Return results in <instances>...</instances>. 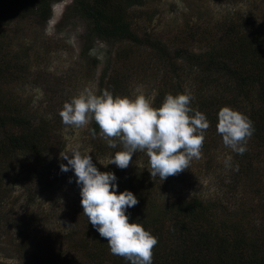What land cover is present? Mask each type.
<instances>
[{"label":"rangeland","instance_id":"374dc122","mask_svg":"<svg viewBox=\"0 0 264 264\" xmlns=\"http://www.w3.org/2000/svg\"><path fill=\"white\" fill-rule=\"evenodd\" d=\"M51 7V16L45 21L37 14H30L10 17L0 25V67L5 74L11 73V78L0 80L1 94L26 115L51 121V137L42 154L50 161L47 171L39 167L28 170L32 162L23 153L16 156L15 165L2 171L7 193L0 201V264H23L21 251L29 264H35L26 251L32 250L34 256L46 259L48 253L60 249L62 242L70 243V238L78 240L86 236L80 231L81 186L76 183L72 169L61 171L60 164L67 163L60 158L61 151L81 145V151L89 152L102 172L128 170L129 173L134 168L149 171V157L139 151L133 153L126 169L115 164L105 166L122 150V145L118 143L116 148H110L100 129L94 130V136L93 122L84 128L64 125L59 116L64 102L85 88L99 94L105 75L108 83L114 73L116 84L117 80L121 85L129 84L126 92L122 90L118 95L143 94L153 103L163 81V62L152 44L157 42L179 62L181 76L174 80L180 88L176 94L181 89L190 91L192 103L198 106L205 98L210 100V89L223 76L217 71L201 73L198 65L191 68L184 59L216 44L225 49L228 40L221 42L219 37L231 22L249 18L259 29H264V0H143L142 5L130 8L134 32L142 39L149 38L137 47L130 39L119 42L94 34L90 21L76 11L74 0H55ZM178 49H183L180 57L176 53ZM259 56L263 61L264 50ZM120 72L125 81H121ZM210 81L207 88L205 84ZM209 132L205 135L201 158L193 159L188 169L175 175L174 182L159 178L157 183L154 177L156 196L165 200L192 196L216 200L223 206L218 212L223 209L228 217L242 220V226L249 229V238L264 236V205H256L257 200L264 204V176L259 182L243 180L232 173L235 152L223 144L221 135L212 136ZM259 187L262 192L256 194ZM248 210L249 215L245 216L243 212ZM35 226L42 231L38 235L49 233L54 242L39 241L38 235H34ZM34 244L38 247H33ZM72 259L79 260L75 256Z\"/></svg>","mask_w":264,"mask_h":264},{"label":"trees","instance_id":"16d2710c","mask_svg":"<svg viewBox=\"0 0 264 264\" xmlns=\"http://www.w3.org/2000/svg\"><path fill=\"white\" fill-rule=\"evenodd\" d=\"M0 0V25L10 17H21L37 14L42 21L52 13V2L55 0ZM76 11L88 19L94 34L107 40H132L134 46L141 47L149 38L142 39L133 28V17L130 8L142 5L143 0H74ZM264 29L249 18L226 25V30L219 37L221 42L228 40L224 49L216 44L207 51L189 54L184 59L191 66L198 65L200 72H221L223 79L210 89L211 98L200 102L198 106L191 102L192 108L202 111L210 121V135L217 134L218 111L222 106H231L250 117L254 124V133L247 143V151L240 155L234 153L235 163L232 173L240 178L261 182L264 176V60L260 53L264 50ZM155 52L163 62L162 87H158L153 106L159 107L166 94H176L180 85L175 78H180L178 60L171 58L168 51L159 43H152ZM130 49V48H128ZM138 52V51H137ZM180 57L183 49L176 51ZM181 53V54H180ZM121 74V81L126 78ZM107 75V74H106ZM101 84L102 91L107 89L118 95L126 92L128 85L115 82V75L109 82ZM11 78V73L0 67V80ZM124 77V78H123ZM165 78V79H164ZM204 79V78H202ZM207 88L211 81L205 84ZM221 85V86H220ZM222 87V90L219 88ZM224 91H228L225 95ZM181 92L182 91L181 89ZM179 92V93H181ZM100 93H102L100 91ZM99 93V94H100ZM13 101H7L0 92V201L7 193L4 187L3 169L15 165L19 153L31 159L32 166L28 170L42 169L47 171L50 161L42 154L51 135V121L45 117L26 115ZM26 109V108H25ZM92 130L99 126L93 121ZM207 132L205 135H207ZM30 167V168H29ZM117 180V192L131 191L138 199V204L127 209L130 222L141 224L146 230L158 238L153 249L152 264H264V236L249 238V229L242 226V220H234L223 213L222 206L216 200L204 199L201 196L191 198L173 197L161 199L156 196L155 179L149 171L134 168L118 172L114 171ZM31 175V173H30ZM238 178V179H240ZM154 180V181H153ZM175 175L169 176L167 182H174ZM3 185V187H2ZM262 187L256 190L261 194ZM258 207L262 201L257 200ZM223 207V206H222ZM250 210L253 208L250 207ZM249 215V210L243 212ZM82 220L80 231L86 236L78 240L69 239L62 242L60 249L48 253L47 258L34 256L32 250L26 251L35 264H130L126 259L112 255L107 241L91 225L88 218L80 212ZM34 235L42 231L35 226ZM44 243L54 242L49 233L36 236ZM33 247H38L34 244ZM21 251V250H19ZM32 252V253H31ZM23 264H29L27 256L22 253ZM78 258L74 261L73 257Z\"/></svg>","mask_w":264,"mask_h":264},{"label":"clouds","instance_id":"9594fccd","mask_svg":"<svg viewBox=\"0 0 264 264\" xmlns=\"http://www.w3.org/2000/svg\"><path fill=\"white\" fill-rule=\"evenodd\" d=\"M192 100L191 92L185 90L166 94L161 105L154 107L143 94L114 96L107 89L97 94L85 88L64 102L59 116L64 125L74 128H84L95 121L110 148H116L118 143L122 145V150L105 166L115 164L126 169L133 153L145 152L151 177L158 176L164 181L188 169L193 159L202 156L210 121L202 111H194ZM216 131L226 147L243 155L255 129L248 115L231 106H222ZM60 158L67 161L60 164L61 171H74L76 183L81 186L83 214L107 241L111 254L130 264H152L158 238L141 224L130 222L127 214L128 208L138 204L137 197L129 190L117 192L115 173L100 171L90 153L81 151V145L61 151Z\"/></svg>","mask_w":264,"mask_h":264}]
</instances>
